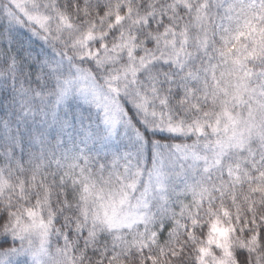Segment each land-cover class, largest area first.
<instances>
[{
  "label": "snow or ice",
  "instance_id": "1",
  "mask_svg": "<svg viewBox=\"0 0 264 264\" xmlns=\"http://www.w3.org/2000/svg\"><path fill=\"white\" fill-rule=\"evenodd\" d=\"M0 264H264V0H0Z\"/></svg>",
  "mask_w": 264,
  "mask_h": 264
}]
</instances>
